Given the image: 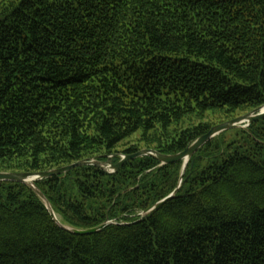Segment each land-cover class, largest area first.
Masks as SVG:
<instances>
[{"label": "trees", "instance_id": "obj_1", "mask_svg": "<svg viewBox=\"0 0 264 264\" xmlns=\"http://www.w3.org/2000/svg\"><path fill=\"white\" fill-rule=\"evenodd\" d=\"M264 106V0H0V172L184 151ZM183 162L0 182V264H264V117Z\"/></svg>", "mask_w": 264, "mask_h": 264}, {"label": "water", "instance_id": "obj_2", "mask_svg": "<svg viewBox=\"0 0 264 264\" xmlns=\"http://www.w3.org/2000/svg\"><path fill=\"white\" fill-rule=\"evenodd\" d=\"M263 117H264V106L258 109H255L250 113L239 116L236 119H233L228 122H224V123L214 126L207 134L196 139L184 151L176 153V154H163V153L158 152L155 149H142L138 151L137 153H134L131 155H122V159L117 164H113V157L116 155V154H113L106 161H101L98 158L91 159V160H83V161H79L71 165L61 167V168L52 169L48 171H42V172H0V182H16V183H22V184L30 186L39 195V197L45 202L47 209L49 210V212L51 213L55 222L58 225H60L63 229L73 234L89 235V234H93L97 232L99 229L103 228L106 224L111 223L113 221H108L100 227L90 228V229H78V228L70 227L68 225L63 224L58 218L57 214L55 213L49 200L46 198L44 193L39 189L37 185L38 181L55 176V175L65 174L69 172L70 170L78 166H81V165H96L100 167L102 170H104L106 173L110 174L112 172L119 170L126 162L136 159L141 156H152L156 160H158L161 165H168L171 163L183 162L179 185L170 195H168L161 201L157 202L155 205H153L148 210L144 211L142 215H145L155 210L156 208H158L159 206H161L168 200L172 199L178 193V191L180 190L183 184L185 171H186V168L190 160L195 156V154L204 145L210 142L214 137L220 135L221 133L227 130L236 129V128H246L254 121L259 120Z\"/></svg>", "mask_w": 264, "mask_h": 264}, {"label": "rangeland", "instance_id": "obj_3", "mask_svg": "<svg viewBox=\"0 0 264 264\" xmlns=\"http://www.w3.org/2000/svg\"><path fill=\"white\" fill-rule=\"evenodd\" d=\"M240 130H241L240 128H236V129H231V130H227L223 132V135L219 139L215 140L214 144L217 141L218 144L221 146V148L224 149V145L226 143L231 142L233 140H238L245 135L241 133Z\"/></svg>", "mask_w": 264, "mask_h": 264}, {"label": "flooded vegetation", "instance_id": "obj_4", "mask_svg": "<svg viewBox=\"0 0 264 264\" xmlns=\"http://www.w3.org/2000/svg\"><path fill=\"white\" fill-rule=\"evenodd\" d=\"M103 161H106V159H104Z\"/></svg>", "mask_w": 264, "mask_h": 264}]
</instances>
